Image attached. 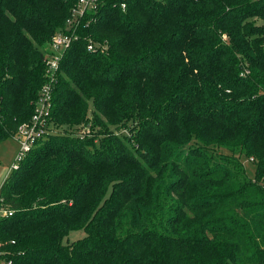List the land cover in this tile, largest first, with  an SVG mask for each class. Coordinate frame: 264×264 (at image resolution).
<instances>
[{
	"label": "trees",
	"instance_id": "1",
	"mask_svg": "<svg viewBox=\"0 0 264 264\" xmlns=\"http://www.w3.org/2000/svg\"><path fill=\"white\" fill-rule=\"evenodd\" d=\"M76 2L0 0V141L57 32L75 38L48 120L88 130L43 135L3 180L0 262L264 264V0H94L66 28Z\"/></svg>",
	"mask_w": 264,
	"mask_h": 264
},
{
	"label": "built area",
	"instance_id": "2",
	"mask_svg": "<svg viewBox=\"0 0 264 264\" xmlns=\"http://www.w3.org/2000/svg\"><path fill=\"white\" fill-rule=\"evenodd\" d=\"M94 5V0H77L76 5L71 11L70 17L67 19L66 28H70L78 23L79 17L89 8ZM75 38L73 34L57 32L55 33L48 45V51L44 58L46 65L47 81L42 85L39 96L35 102L34 111L29 120L22 122L19 126L16 134L19 142V150L16 154V158L9 169L14 170L17 168L18 163L24 157V155L31 149L33 143L47 134L50 128L49 112L51 107V91L52 85L56 78V72L58 70L59 61L65 49L69 46L71 41ZM87 48L93 50L94 45L87 44ZM2 197L0 196V217L4 215H10L11 211L2 207ZM3 262V261H2ZM4 263V262H3ZM8 260L5 264H10Z\"/></svg>",
	"mask_w": 264,
	"mask_h": 264
},
{
	"label": "rangeland",
	"instance_id": "3",
	"mask_svg": "<svg viewBox=\"0 0 264 264\" xmlns=\"http://www.w3.org/2000/svg\"><path fill=\"white\" fill-rule=\"evenodd\" d=\"M49 126L50 128H49L48 133H61L65 131L75 132L76 131V132H79L81 135H83V134H86V132H88V130L86 129L87 126L75 127L72 129H70L69 127H64V126L56 127L55 125L51 123ZM18 150H19V142L16 136H13V137L11 136V137H8L0 141V185L5 179V177H7L9 173L12 171L9 168L15 160ZM241 160L244 164L247 176L250 178H254L255 166L252 163V161L249 158L244 157V156L241 157ZM83 235H84V231L82 229L72 230L67 234V236L63 238V242L66 243V242L73 241L77 238L82 237ZM0 264H4V263L0 262Z\"/></svg>",
	"mask_w": 264,
	"mask_h": 264
}]
</instances>
